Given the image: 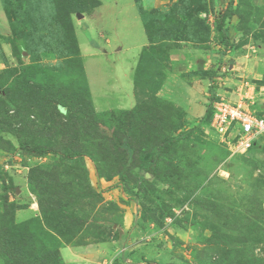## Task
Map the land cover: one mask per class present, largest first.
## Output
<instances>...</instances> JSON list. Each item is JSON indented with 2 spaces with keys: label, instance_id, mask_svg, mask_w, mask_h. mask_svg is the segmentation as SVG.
I'll return each mask as SVG.
<instances>
[{
  "label": "rangeland",
  "instance_id": "374dc122",
  "mask_svg": "<svg viewBox=\"0 0 264 264\" xmlns=\"http://www.w3.org/2000/svg\"><path fill=\"white\" fill-rule=\"evenodd\" d=\"M80 1L0 0V264H264V0Z\"/></svg>",
  "mask_w": 264,
  "mask_h": 264
},
{
  "label": "built area",
  "instance_id": "2783aa9c",
  "mask_svg": "<svg viewBox=\"0 0 264 264\" xmlns=\"http://www.w3.org/2000/svg\"><path fill=\"white\" fill-rule=\"evenodd\" d=\"M243 99L217 98L211 107L209 129L231 156L243 155L264 138V116L251 109L254 102Z\"/></svg>",
  "mask_w": 264,
  "mask_h": 264
},
{
  "label": "trees",
  "instance_id": "16d2710c",
  "mask_svg": "<svg viewBox=\"0 0 264 264\" xmlns=\"http://www.w3.org/2000/svg\"><path fill=\"white\" fill-rule=\"evenodd\" d=\"M3 1H4V7L6 8V10L7 9L9 10L10 6L14 7V3H16L18 5H21L22 2H25V0H3ZM39 1L40 0H38V2ZM42 1H45V0H42ZM66 1L67 0H54V2H56V19L60 18L62 15H67V13L82 12L83 9H86L85 8V4L83 2H81V1L79 3H75L73 5L72 4H67ZM233 1L234 0H229V2L227 4L223 14L219 18V22L217 23V30L219 32L220 41L222 43H225L228 40V37L225 34V32L223 31L222 27H223L225 19L229 18V17H231L233 15V10L231 9V5H232ZM98 5H99L98 1L94 0L93 2H91V6L88 7V8H90L88 11H91V10L95 9L96 7H98ZM88 11H86V12H88ZM13 14L14 15L15 14L18 15L19 12L15 11ZM7 15L10 17L11 14L9 13V11H7ZM210 119H211V110H210V114H209V118H208V125L210 123ZM258 143H256L255 146H257ZM255 146H253L252 148H254ZM20 148L22 150L26 151V152L27 151L28 152H32L33 151V152H35L38 155L42 154V151H40V150H38L36 148L30 149L23 143H20ZM147 171H150V170H147Z\"/></svg>",
  "mask_w": 264,
  "mask_h": 264
},
{
  "label": "crops",
  "instance_id": "0c3cea01",
  "mask_svg": "<svg viewBox=\"0 0 264 264\" xmlns=\"http://www.w3.org/2000/svg\"><path fill=\"white\" fill-rule=\"evenodd\" d=\"M95 11H96V10H94V13H93V15L95 14Z\"/></svg>",
  "mask_w": 264,
  "mask_h": 264
}]
</instances>
